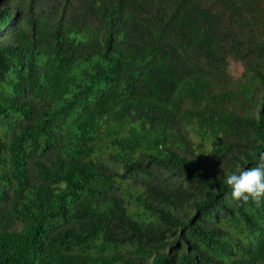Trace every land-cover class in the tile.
<instances>
[{"label": "trees", "instance_id": "trees-1", "mask_svg": "<svg viewBox=\"0 0 264 264\" xmlns=\"http://www.w3.org/2000/svg\"><path fill=\"white\" fill-rule=\"evenodd\" d=\"M261 164L264 0H0V264H264Z\"/></svg>", "mask_w": 264, "mask_h": 264}, {"label": "clouds", "instance_id": "clouds-1", "mask_svg": "<svg viewBox=\"0 0 264 264\" xmlns=\"http://www.w3.org/2000/svg\"><path fill=\"white\" fill-rule=\"evenodd\" d=\"M231 196L237 201H252L257 206L264 203V164L244 167L225 177Z\"/></svg>", "mask_w": 264, "mask_h": 264}, {"label": "rangeland", "instance_id": "rangeland-1", "mask_svg": "<svg viewBox=\"0 0 264 264\" xmlns=\"http://www.w3.org/2000/svg\"><path fill=\"white\" fill-rule=\"evenodd\" d=\"M229 72L232 76H237L241 72V67L238 63L230 61Z\"/></svg>", "mask_w": 264, "mask_h": 264}]
</instances>
